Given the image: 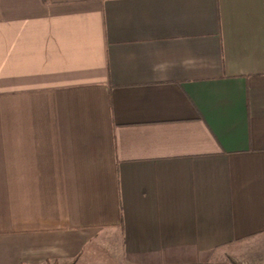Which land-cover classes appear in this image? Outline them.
I'll use <instances>...</instances> for the list:
<instances>
[{"label": "crops", "instance_id": "0c3cea01", "mask_svg": "<svg viewBox=\"0 0 264 264\" xmlns=\"http://www.w3.org/2000/svg\"><path fill=\"white\" fill-rule=\"evenodd\" d=\"M264 247V0H0V264H225Z\"/></svg>", "mask_w": 264, "mask_h": 264}, {"label": "rangeland", "instance_id": "374dc122", "mask_svg": "<svg viewBox=\"0 0 264 264\" xmlns=\"http://www.w3.org/2000/svg\"><path fill=\"white\" fill-rule=\"evenodd\" d=\"M225 264H264V247L257 243L237 246Z\"/></svg>", "mask_w": 264, "mask_h": 264}]
</instances>
